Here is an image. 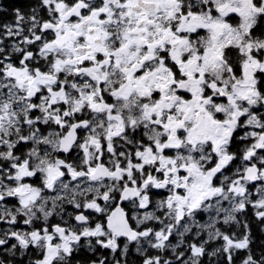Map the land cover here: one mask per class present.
Segmentation results:
<instances>
[{
  "label": "snow or ice",
  "instance_id": "1",
  "mask_svg": "<svg viewBox=\"0 0 264 264\" xmlns=\"http://www.w3.org/2000/svg\"><path fill=\"white\" fill-rule=\"evenodd\" d=\"M12 11L0 264H264V0Z\"/></svg>",
  "mask_w": 264,
  "mask_h": 264
},
{
  "label": "trees",
  "instance_id": "2",
  "mask_svg": "<svg viewBox=\"0 0 264 264\" xmlns=\"http://www.w3.org/2000/svg\"><path fill=\"white\" fill-rule=\"evenodd\" d=\"M33 2L34 0H0V22H11L13 20L12 10L14 8L19 7L22 11H27L29 5ZM69 210L71 211V209ZM246 219L252 230L254 254H259L260 251L264 250V231H262L264 222L256 221L255 217L252 215L251 208L248 210ZM103 251L107 252V250ZM132 264H136L135 257H133ZM236 264H239V260L236 261Z\"/></svg>",
  "mask_w": 264,
  "mask_h": 264
}]
</instances>
